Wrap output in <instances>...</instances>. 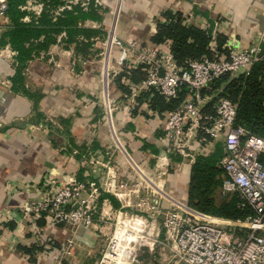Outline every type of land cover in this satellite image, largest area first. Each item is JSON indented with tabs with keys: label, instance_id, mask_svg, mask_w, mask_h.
Listing matches in <instances>:
<instances>
[{
	"label": "crops",
	"instance_id": "1",
	"mask_svg": "<svg viewBox=\"0 0 264 264\" xmlns=\"http://www.w3.org/2000/svg\"><path fill=\"white\" fill-rule=\"evenodd\" d=\"M101 1H96L104 10L99 11L101 20H87L81 26L105 34L109 27L120 37L143 47H170L169 42L157 45L151 41L157 23L164 21L165 11L180 13L187 24L198 23L209 27L211 32L217 20L224 18L228 23H223L218 37L224 44L239 49L249 47L264 30V0ZM113 6L114 14L107 12ZM101 36L104 37L101 34L92 39L90 48H77L59 37L61 44L58 38V43L52 44L47 52H41L27 63L23 70L26 93L14 91L16 57L11 55V47L0 45V264H53V258H61L65 264H85L89 258H96L99 238L110 235L107 225L111 216L122 214L119 209L130 204L127 198L138 199L143 190L141 185H135L136 189L123 188L121 181L126 178L133 181L136 175L146 180L160 196L152 201L151 209H155V213L174 205L190 208L188 191L192 166L198 157L216 150L212 146L217 140L204 141L201 135L191 143L194 161L169 156L164 140L168 111L160 113L148 102H138L141 93L147 90L141 88L142 81L134 83L123 75L117 51L102 59L92 57L93 47L99 44L96 40ZM224 44L219 48L217 43L219 56L225 53ZM119 75L123 77L120 79ZM3 81L7 85H3ZM216 94L203 92L212 98ZM110 161L113 162L110 171L102 179V168ZM92 162H99V183L107 184L104 179L118 183L114 196L121 202L120 205L117 201L119 207H114L105 199L94 227H80L74 232L71 227L54 226L43 220L41 226L39 221L21 213V206L39 193L32 186L38 187L48 176L59 181L85 180L87 174L90 175ZM153 173L163 179L160 185L151 178ZM221 178L225 180V175ZM221 187L217 188L215 196L230 198L232 195L222 194ZM150 192L143 190L148 199L155 196ZM143 201L139 204L141 207L146 206ZM144 225L142 218L125 221L120 218L116 235L124 238L119 240L118 246L122 241L125 248L145 243L144 236L136 237L144 232ZM71 236H74L73 241ZM68 241H72L69 256L63 254ZM34 245L40 251L33 253L32 259L20 250V247ZM111 251V257L105 256L102 264L121 263L118 255L113 256L114 250ZM171 261L174 263L172 256Z\"/></svg>",
	"mask_w": 264,
	"mask_h": 264
},
{
	"label": "built area",
	"instance_id": "2",
	"mask_svg": "<svg viewBox=\"0 0 264 264\" xmlns=\"http://www.w3.org/2000/svg\"><path fill=\"white\" fill-rule=\"evenodd\" d=\"M40 6L42 8L43 4ZM7 11L8 1L0 0V37L11 25ZM41 12L42 9L36 15ZM24 21H29V18ZM223 23L228 22L224 18L217 20L211 32L213 58L204 56L183 66L178 65L170 47H143L135 41L113 35L108 29V54L113 52L109 45L118 51L121 72L130 74L131 70H144L145 78L140 84L143 90H154L166 101L178 99L183 90L187 91L181 105L166 115L164 140L167 154L194 161L191 143L198 133L204 141L222 138L224 157L219 167L225 180L221 192L226 196L236 195L241 210L249 208L254 212L245 221L233 222L178 205L167 213L159 211L162 230L158 231L156 242L171 251L175 264H264V138L236 126L237 106L230 99H219L209 112L206 107L212 97L203 95L220 77L226 74L248 75L255 63L264 62V30L247 48L224 44L225 53L219 56L216 39ZM203 28L209 30V27ZM10 51L16 57L17 53ZM1 83L7 85L4 81ZM90 164L93 168L85 180L70 178L59 181L48 176L38 187L32 186L39 193L21 206V213L34 220L43 218L54 226L94 227L101 207V195L110 193L112 184L99 183V162ZM111 178L114 180L115 176ZM102 214L103 210L100 216ZM222 225L246 228L248 233L238 238L234 233H226ZM161 234L164 239L159 241ZM71 244L72 241H68L63 254L71 255Z\"/></svg>",
	"mask_w": 264,
	"mask_h": 264
},
{
	"label": "trees",
	"instance_id": "3",
	"mask_svg": "<svg viewBox=\"0 0 264 264\" xmlns=\"http://www.w3.org/2000/svg\"><path fill=\"white\" fill-rule=\"evenodd\" d=\"M8 17L10 27L2 34L0 45H9L16 55L17 71L13 77L14 91L26 93L24 89L23 70L27 63L41 52H47L58 38L62 37L67 44H75L78 48H90L91 41L104 32L82 27L87 20L100 21L101 14L94 3H89L85 10L81 3L65 8V0H39L44 5L39 16L24 10L29 0H7ZM63 6L61 12L55 13L56 8ZM164 21L157 23L156 32L151 38L153 44L170 43L171 53L178 63L183 66L190 61H198L204 56L213 58L210 44L213 41L211 29L205 30L200 24H187L182 14L165 11L162 14ZM29 18V21H24ZM219 48L225 43L221 37L216 39ZM264 51V45H263ZM125 74L134 83H139L145 78L142 68L131 70ZM119 78L121 79V76ZM122 88H125L122 86ZM211 91L217 94L207 105L206 110L212 112L213 107L222 98L230 99L237 106L236 126H242L250 133L264 138V62L255 63L249 74L232 76L226 74L213 82ZM205 92V91H204ZM210 93V91H209ZM187 91L183 90L178 99L166 101L154 90L141 93L139 103L148 102L153 110L160 113L170 112L177 109L185 100ZM224 157V150L217 147L208 156H200L192 166L190 175V186L188 191V206L203 214L223 218L232 221H245L253 216L254 212L247 208L241 210L238 207L239 199L236 195L230 198L219 199L215 196L217 188L223 185L221 175L223 170L219 163ZM108 199L114 207H119L117 200L106 193L100 198V204ZM45 219L39 221L43 226ZM20 250L32 259L33 253L40 251L35 245L31 248L20 247Z\"/></svg>",
	"mask_w": 264,
	"mask_h": 264
},
{
	"label": "rangeland",
	"instance_id": "4",
	"mask_svg": "<svg viewBox=\"0 0 264 264\" xmlns=\"http://www.w3.org/2000/svg\"><path fill=\"white\" fill-rule=\"evenodd\" d=\"M97 0H65V8H70L72 5H75L77 3H81L82 7L87 10L89 8V3H94L95 6L98 7V9L100 8V6L97 4L96 2ZM101 1V0H99ZM113 3H115L114 0H112ZM102 2V1H101ZM40 4H42L41 2H39V0H29L26 7L27 9H24L26 11H28L29 13L35 14L40 12V10L44 8H41ZM63 6H59L58 8H56L55 13L61 12L64 9ZM106 9V8H105ZM100 12H103V9L99 10ZM112 11V14H114V6L113 9H109L107 12ZM42 13V12H41ZM37 16V15H36ZM111 23V22H110ZM91 25V24H90ZM110 26V25H109ZM89 28V27H88ZM109 29V27H108ZM123 38V37H122ZM60 39V38H59ZM108 39V33L101 37H99L96 41L99 43L97 44V46L95 45L94 48V52H92V57L95 59H102L105 58L108 54V49H107V42ZM126 39V38H123ZM94 42V43H97ZM58 43V41H57ZM59 43L61 44L62 41L60 39ZM118 52V51H117ZM114 71V70H113ZM109 73V72H108ZM107 73V75H108ZM111 74V72H110ZM114 75V74H113ZM211 88L213 87V83L210 86ZM210 90H205V92H209ZM211 92V91H210ZM201 136V133H198V137ZM213 149H216L217 147H221L223 149L224 147V143L223 141L217 140L214 144V146H212ZM106 166H103V170L101 172V178L103 179V177H106V174L108 171H110L111 168V164H113L112 161H110V164L105 163ZM91 166V170L93 168V165ZM98 167H100V165H98ZM134 178H136L135 180H129L126 178L125 181H121L120 186L123 188H128V189H136L135 185H141V187L143 188V190L147 191L148 189L151 191L150 193L152 195L151 198H146L143 194V190L140 193V196L138 199H135L132 197H126L127 200L126 201H130L129 206H125V208L119 209L120 212H122V216L120 215V213H117L116 216H111V219L108 221V234H110L109 236H104L99 238V242L97 244V254H96V258H89L88 260H86L85 264H101L104 258V255L106 254V257L108 256L109 258L112 255V249L114 250V255L116 256L118 255L119 257V262H121L120 264H175L173 263V261H171V251L166 248L163 249V246L160 243L156 242V235L158 233L159 230H162V215L155 213V209H151V207L154 205V203H152L153 199H158V197H160L158 195V193L154 192V190L152 188L149 187V184L146 182V180H144L141 176L136 175L134 176ZM151 178H153V181L156 182L158 185L161 184V182H163V179L160 178V176L156 173L151 174ZM125 179V178H124ZM115 180V179H114ZM104 183L112 184V186L110 187V191H111V196H113L121 205L120 200L114 196V193L117 192V184L112 183L111 180H103ZM120 188V187H118ZM160 192V191H158ZM147 193H145L146 195ZM155 197V198H153ZM144 200V201H143ZM141 201L144 202V204H146V206H140L139 204ZM162 201H164V199H162ZM124 202V201H123ZM127 205V204H124ZM172 208V207H171ZM171 208H163L162 210H160L162 213H167L168 211H170ZM134 217H138V218H142L145 221V225H144V232H140V229H136V231L140 232V234H138L137 239L141 236H144V239L146 238V242L145 243H139L133 246H128L127 248H125L126 246H124L125 242L122 241V244L120 246L119 245V240H122L124 238V233L122 232L121 235L123 236L121 239L119 238V235L117 236L116 233L119 229V223H120V218L122 219V221H125L127 218L132 219ZM223 219V218H220ZM227 220V219H225ZM228 221H232V220H228ZM233 222H237V221H233ZM153 228V229H152ZM222 228L226 231V233L230 234V233H234L235 237L238 238H242L244 237L247 233H248V229L246 228H235V226L232 227H228L225 225H222ZM74 229V232H76V230H78V228H72ZM94 229V228H93ZM143 231V230H142ZM73 237L71 236V240L73 241ZM107 237H109V241L106 240ZM128 237V236H126ZM162 234L160 235L159 241L162 240ZM115 238V239H114ZM115 240L114 242H112V240ZM112 242V245H110ZM118 246V248H117ZM117 248V249H116ZM109 249V250H108ZM108 250V252H107ZM107 252V253H106ZM61 258H53V264H65L64 261H61Z\"/></svg>",
	"mask_w": 264,
	"mask_h": 264
},
{
	"label": "bare ground",
	"instance_id": "5",
	"mask_svg": "<svg viewBox=\"0 0 264 264\" xmlns=\"http://www.w3.org/2000/svg\"><path fill=\"white\" fill-rule=\"evenodd\" d=\"M110 32H111L113 35H118L116 31H114V32H113V31H110ZM118 36H119V35H118ZM109 50H111V51H113V52H114V51H117L116 49L112 50L110 45H109ZM113 52H111L110 54H108V56H111ZM108 56H107V57H108ZM118 62H119V61H118Z\"/></svg>",
	"mask_w": 264,
	"mask_h": 264
}]
</instances>
